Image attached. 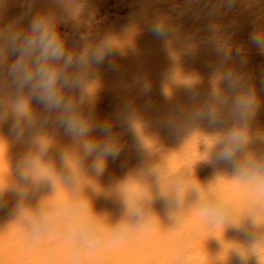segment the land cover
<instances>
[{
    "label": "bare ground",
    "instance_id": "bare-ground-1",
    "mask_svg": "<svg viewBox=\"0 0 264 264\" xmlns=\"http://www.w3.org/2000/svg\"><path fill=\"white\" fill-rule=\"evenodd\" d=\"M42 1L43 0L39 1L40 4L37 3L34 6L32 3L34 1L28 0L21 6L23 7L24 4L28 6L26 2H30L29 4L32 5L31 7L35 9L36 6L38 7V5H41ZM69 1L67 2L70 3ZM84 1L87 2V0ZM97 1L99 0L88 1L87 7L83 8L87 9L88 6L91 5V2L96 3ZM101 1V3L104 2L103 0ZM122 1L124 2V0ZM127 1L131 2V6L133 3H136V5H134L137 6L140 2V0ZM141 1L138 8L142 7V9L139 10L134 7V9L131 8L130 11L135 10L133 12H137L143 9H147L148 11V8L151 9V0ZM187 1L188 3L184 0L183 4L185 3V8L188 6L186 9H189V14L187 16L189 17V21H187L188 24L185 23V25H180L181 22L183 23V21L187 20L184 18V15L186 16L187 14L182 15L181 18H183V21L180 23L179 21L181 18H176L182 11L183 13H187L186 10L185 12L184 10L180 11L178 16L176 15L178 11L172 10L176 16H172V14L171 17L177 20H175L176 23L174 21L172 22V28L174 27L173 29L175 30V33L172 31L174 38L172 36L171 38L173 39H171L169 36L168 40L169 42L171 41L172 56L176 59V62L173 60L175 64L173 63L172 65L174 67V73H172L174 77H176L178 73L180 79L179 87L181 88V86H183L180 82L182 81L183 83L188 76L189 79H186L188 89L192 88L200 94L194 101L189 100L188 94L185 95L186 98L188 97V100L186 99V111L188 115L193 109L204 105L207 100L205 94L211 91L215 74L211 75L209 65L214 64L218 59L214 51V46L217 44L226 51L235 50L237 47L241 48L243 50L242 54L247 60L246 65L242 68L238 61L233 60L227 65L219 66L218 72L232 70L245 74L253 84L259 81L256 80V78H258L256 74L259 66L262 72V67L258 65L260 60L259 62H255L257 59V57L255 59L256 50L254 46L249 44V35L254 31L253 27L255 26L256 28L259 23H255V9L256 11L257 9L260 11V8H263L264 4L259 2L262 6H259L257 3L258 8H256L255 0H239L236 7L231 11H224V13L219 16H210L209 13L217 4H221L222 6L223 0ZM9 2L10 1H8V4H6L7 2L5 3L3 16L0 17V26L20 16V11L23 12L22 10L25 7L24 6L23 9L22 7L20 9H13L14 2L11 3V5ZM67 2L62 0L61 4L56 5L55 8L58 7V10L61 11L66 10L68 6H65V4ZM74 2L73 4L76 3V7L79 5L78 8L81 9L80 6H83V3L80 1L81 4L79 2ZM119 2L121 4L120 0H118V3ZM123 2L122 4H125V2ZM153 2L155 3L156 1L153 0ZM158 2L157 0L155 4L157 5ZM168 3L169 2H167V4ZM18 4L20 3L16 5ZM49 4H52V2ZM96 4H98V2ZM158 5L157 7H161V10L165 9V6L164 8L162 6L164 4L161 6L160 4ZM46 6H43L42 9L48 7ZM94 6L95 5H92V7L90 6L91 8L88 9L89 11L91 9L92 11L90 12L92 13H95V10H93ZM127 6L129 5L127 4ZM127 6H125L126 9H128ZM39 8L40 6L38 9ZM99 9L100 8H98L96 12H102ZM13 10H17V13L20 10L18 13L19 15L16 13V16ZM166 10L167 9H165V12ZM152 11L154 12V10ZM221 11H223V9H221ZM106 12H109L108 7L104 8V13ZM159 12L160 11H158V14ZM156 13L157 11H155L154 17ZM260 13L261 12L258 14ZM261 14L263 18V11ZM165 16L167 17V15ZM25 22V25H27V20ZM25 22L23 21V23ZM210 22L217 25L214 32L208 31L207 25ZM263 24L264 23L260 22L258 25L264 27ZM179 25L181 27H186V33L189 25L188 31L190 35L187 34V36L189 35V43L188 41L186 42L189 46L188 53V48L186 47L185 49L183 46V43H185V31ZM261 29L264 30L263 28ZM256 30L257 28L255 31ZM258 30L260 29L258 28ZM180 44L181 54L182 52L184 53V51L189 54L188 63L187 57L179 56ZM72 52L76 51L73 50ZM12 59H14V57L10 58L9 62H11ZM182 59H185V64L188 65L187 71L185 70L186 72H184L183 69L184 63ZM253 63L258 65V67L255 66L256 69ZM258 73H260V71ZM262 73L261 75L263 77L264 72ZM0 79L7 81L6 74L4 77H0ZM193 79L196 81L194 84H192ZM217 84L223 87L222 82L217 81ZM256 85L258 86L259 84ZM183 90L185 89L183 88ZM262 90L263 89L259 90V94L256 91L258 100H260V108L255 120L252 122L253 131L264 130V96L262 98ZM117 93H119L117 94L119 97V95L122 96L127 92H123L122 90V92L117 91ZM13 94L14 89L7 87L6 83L4 87H0V99H3L5 102H7ZM134 94L136 95V99L137 97H142L140 95L141 93H139V96H137L138 93ZM135 95L131 98H135ZM145 96L146 95H143V97ZM131 98V101H129H134ZM110 100L111 98H108L106 104H109ZM139 100L140 98H138L137 101ZM147 100L150 101L148 98ZM129 101H127L128 104ZM146 101L142 102V105L139 104L141 106L133 107L140 108V110L141 108L145 109L144 106L150 105L149 102L143 105ZM36 107L37 110L42 111V121H38V126L36 124L34 126L36 128L40 126L39 128H41L42 125H40V123L42 122L41 124L45 125L49 130L54 128L55 125L51 123L45 124L43 122L45 115L43 108L39 105H36ZM131 116L134 117V115H130V117ZM142 119L137 118L138 122H135L134 119L131 121V124L133 125L134 122V124H137H135L136 126H134V128H140L143 123L142 127L144 128V125L149 122L147 118L143 119V121ZM22 122L23 121H21V125ZM13 123L14 117L10 112L8 119L4 122H0V264H69L72 258V252L67 245L60 242L59 232H53L50 236L41 239L39 242H33L29 236L25 218L31 214L29 209H34L41 201L46 205L71 202L73 199V189H77L76 200L86 212L89 211V201L94 211L103 216L98 218V220L103 226L106 234L111 235L112 225L121 222L122 226V232L116 242L103 246L95 251L82 254L79 257L78 264H242V262L243 264H264V195L257 196L253 191L252 185L243 182L239 177H232L229 166L215 162L214 154L218 149L211 148V145L214 143V135L223 129L209 127L204 120L197 122H189L187 120V177L179 180L181 197L179 198V202H177L178 198L175 189L177 185H173L174 183L172 184L173 186L170 184V187L165 184L166 187L159 184L148 186H143L144 184L128 185L129 182L138 181L120 174L112 173L102 175L88 171L90 168L92 169L93 158L95 159V157L92 156L93 158H90V156L84 154L81 156L78 153V151H82V147L78 144L79 142L74 143L68 136H66V146L76 151V156L71 158L74 161H69L70 164L73 165L71 168L74 169L72 171V176L63 179V181L52 178V173L55 174L53 177L58 175L57 171L53 169L55 165L52 163L54 166L52 165L51 169V165L49 168L46 167L50 172L44 171L50 175L53 169L54 172L52 171L50 175L51 178L47 176V173H44L46 174L44 175L45 178H43L44 176H39L38 178L32 179L33 176H29L32 174L26 173L29 169H26L24 161L27 158L26 156H30L23 153L25 149L22 150V145H24L22 137L28 133H30L29 135L34 134L35 128H33V126V129L31 128L29 130L34 131L30 132L28 130V133H23L24 135L22 134L21 136V129L19 132L9 131ZM23 126H21V128ZM45 126L41 133L39 132L40 134L37 135L38 138L41 137V139H44L42 136H46L47 129ZM134 130L137 129H133V131ZM120 134L121 130H115L116 136L114 139L121 138L122 136L120 137ZM24 142L27 144V141ZM25 146L26 145H24V147ZM249 147L250 150L257 153L264 152V143L259 141H255ZM45 152H47V150ZM39 155H41V153ZM44 157L42 156L43 162L47 160V158ZM39 158L41 157H38L39 161L42 160ZM48 158L52 160V156H48ZM40 163L39 167H42L41 170L45 168L44 166H48V164L43 165L41 163V165ZM49 164H51L50 161ZM40 168H36V171L41 172L40 174L42 176L43 170L39 171L38 169ZM36 171L35 174L37 177L39 174L37 175ZM92 173L95 174V178ZM167 187L169 190H167ZM195 188L200 190L201 199H199V195ZM207 188L208 191L219 196L227 205V213L224 217L212 220L205 215L203 204L204 198L208 194L206 191ZM170 190L172 193H170ZM134 209H138L139 213H142V215L133 214Z\"/></svg>",
    "mask_w": 264,
    "mask_h": 264
},
{
    "label": "clouds",
    "instance_id": "clouds-1",
    "mask_svg": "<svg viewBox=\"0 0 264 264\" xmlns=\"http://www.w3.org/2000/svg\"><path fill=\"white\" fill-rule=\"evenodd\" d=\"M62 0H52L60 5ZM239 0H223L209 13L219 16L224 11H231ZM6 0H0V17L3 16ZM223 9V11H221ZM91 15V13H89ZM72 19H75L73 16ZM28 23L24 26L23 21ZM52 12L33 14L29 4L17 18L0 26V77L6 74L7 81L0 79V87L14 89L12 97L5 102L0 99V122L8 119L9 112L14 117L10 132H19L21 121L32 127L36 124L38 114L33 107V101L44 110V123H51L63 129L64 134L73 141L79 142L85 155L96 154L94 167H103L104 158H117L116 140L111 135V125L105 120L96 121L95 87L93 79L96 66L107 62L110 70H115L112 63L113 47L108 37H101L97 42L89 44L86 36L75 40L79 48L72 52L66 46L64 39L55 26ZM217 25L210 22L209 32H214ZM148 31L157 39L164 42L172 29L161 23H152ZM99 35V34H98ZM249 44L264 55V30L253 31L249 35ZM217 61L210 64L211 75L215 74L210 93L202 107L190 111L187 115L189 122L204 120L209 127L223 129L214 135L211 148L215 151L214 160L218 164L230 167L232 177H239L243 182L252 185L257 196L264 195V152L250 150L255 141L264 143V130L252 129L260 108L255 85L245 74L232 70L218 72V67L227 65L233 60L240 67L247 63L242 49L226 51L219 44L214 46ZM14 59L10 61V58ZM222 82L223 87L218 86ZM196 81L193 79L192 84ZM264 89V82L261 84ZM150 89L140 88V93L146 95ZM78 93L75 96L66 93ZM200 94L190 88L188 97L194 101ZM87 107V110L85 108ZM121 124L131 127V119L119 114ZM166 127H173L171 122ZM97 131L103 139L90 138V133ZM50 140L49 137L42 136ZM41 153L50 144L37 139ZM61 159L67 161V153L61 154ZM26 171L36 178V163L31 157L25 159ZM25 169V170H26ZM43 177V176H42ZM177 202L181 197V186H176ZM199 199L201 192L196 189ZM204 198L203 211L212 220L224 217L227 205L216 194L208 191ZM77 189H73V199L69 203L44 204L42 201L25 218L29 236L33 242L59 232L60 242L67 245L72 252L69 264H78L79 257L95 251L103 246L116 242L122 232L121 222L112 225L111 235L106 234L98 218L103 217L92 208L88 201L89 211L86 212L77 202ZM133 214H141L138 209ZM243 264V262H242Z\"/></svg>",
    "mask_w": 264,
    "mask_h": 264
},
{
    "label": "rangeland",
    "instance_id": "rangeland-1",
    "mask_svg": "<svg viewBox=\"0 0 264 264\" xmlns=\"http://www.w3.org/2000/svg\"><path fill=\"white\" fill-rule=\"evenodd\" d=\"M8 1H10L9 2L10 5L11 3L14 2L13 9L14 8L20 9L22 7L21 5H23V3H25V1H28V0H22V1L8 0ZM8 1H6L7 2L6 4H8ZM33 1L34 2L32 3L35 6L37 3L40 4L39 1L41 0H33ZM43 1L41 2V5H38V7L40 6L39 9L37 6H36L37 9L36 8L34 9L32 7L33 8L32 11H34L33 14L52 12L55 17L54 23H55L56 29L58 33L61 35V37L64 39L66 46L69 48L70 51H73V50L78 51L79 46H76L77 44L74 43V41L79 40L81 37H84V36L87 37L89 44L95 43L98 41V39H100L101 37H105V36L108 37L112 43L114 53L111 59H112V63L115 64L116 68L115 70H110L108 68L107 62L104 65L96 66L94 68V71L96 72L95 77H93V79L96 81V83L93 86L95 87L94 107H95V113H96V121L103 122L107 120L111 125L112 137L114 138L116 136L115 130H118V131L121 130L120 137L121 136L122 137L119 139H115L116 145H117L116 160H113L111 156H107L104 158L103 167L97 169L94 167L96 154L88 155L90 156V158L95 157V159L93 158V165H92L93 167L92 169L90 168V170L88 171L90 172L92 171L93 173L102 174V175L103 174L107 175V174H112V173L120 174V175L126 176L127 178L136 179L138 181V182H129L128 185H132V184L143 185L144 184L143 186H148L152 184H159L163 186L165 184V185H169L168 187H170L173 183H174L173 185H179L180 184L179 180L187 177L186 176V172H187L186 165L188 162V155H187L188 142H187V132H186L187 130L186 129V124H187L186 101L188 100L187 99L188 97L186 98L185 95H187L189 91L187 83H186V81L189 78L187 75H185L187 76L188 79L186 78L187 79L186 80L184 77L185 81L183 83L182 81L180 82V84L183 85L181 86L182 88L181 89L179 87L180 79L178 77V73L176 77H174V74H173L174 67L172 65L174 62H176L175 61L176 59H174V56H172L173 51L170 45L171 41L169 42L168 40L169 37L164 42L157 40L148 31V27L152 23H161L173 29L174 27L172 28V22L173 21L175 22V20L177 19L174 20L171 17V15L173 14L172 16H176V15L178 16L180 14V11L182 10H184V12L186 10L187 13H183L182 11V13L176 18L179 19L182 17L183 14H187L186 16L184 15V18L187 19L186 21H183V18H181L180 21L179 20L178 21L179 23L183 21V23L181 22L180 25L182 24L185 25V23L188 24L187 21H189L188 19L189 17L187 16L189 14V9H186L188 8V6L185 8V3L183 4L184 0H161V2L160 0H158L159 2L157 3V5L160 4L161 6L162 4H164L162 6L163 8L165 6V9H167L166 12H165V9L161 10V7H157V5L155 4L157 0H154L156 1L155 3L153 2V0H151V7H150L151 9L148 8V11L150 13L147 11V9H143L139 11L140 9H142L141 4H140L141 8H138L139 3L142 2L141 0L139 3L137 2L138 3L137 6H135L136 3H133L131 6V2L127 0H124L126 5L122 4L123 2L122 0H120L121 4L120 2L118 3V0H115V1L114 0L113 1L103 0L104 1L103 3H101L102 1L99 0L97 1L98 4H96L97 2L96 3L91 2V5H90L91 7L92 5H95L93 7V10H95V13L90 12L92 11L91 9L90 11L88 10L89 8H91L90 6H88V8L85 9L87 7V2L91 0H87V2L84 0H78V1L77 0H70V1L65 0V2L67 1L70 2V3L67 2L65 4V6H68L66 7L67 11L58 10L59 9L58 7L55 8L56 4L54 5L53 3L49 4L52 2V0L50 1L45 0L44 2ZM74 1L75 2L80 1L81 3H83V6L81 5L82 7L80 6V8L81 9L83 7L85 8H83L82 10L79 9L78 8L79 5L78 7H76V3ZM15 2L16 4L17 3H20V4L16 5ZM73 2L75 4H73ZM167 2L169 3L167 4ZM185 2L188 3L187 0H185ZM255 2H256L255 6H257V3L259 4V2H262L264 4V0H260V1L255 0ZM26 3H28L29 5L30 2H26ZM127 4L130 6V8L129 6H127ZM42 5L43 6L47 5L48 7L46 6L47 8L44 7L42 9L43 7ZM24 6H23L24 9L23 7H22L23 10L21 9L23 12L25 11V8H27L26 4H24ZM125 6H127L128 9H126ZM259 6H262V4H259ZM105 7H108L109 12L104 13ZM134 7L139 10L138 11L136 10L137 12H133L135 10L130 11V9L131 8L134 9ZM98 8H100L99 10H101L102 12H96ZM256 8H258V6ZM263 8H260V11L257 9V11L261 13L263 11L264 13ZM70 10H74V11H70ZM152 10H154V12ZM172 10L178 11L176 15L174 12H172ZM155 11H157V13L155 14L156 16L154 17L153 15ZM158 11H160L159 14H158ZM257 11L255 9V23L256 24L258 22L264 23V17L262 18V14L261 13L258 14L259 12ZM145 12L146 13L148 12V13L146 14ZM16 13H17V10L14 11L15 15ZM18 13L17 15H19ZM20 13L22 12L20 11ZM89 13H91V15H89ZM165 15H167V17ZM73 16L75 17V19H72ZM23 24L24 26H26L25 25L26 22ZM258 24L256 27L257 28L256 31H258V28L260 30H262L261 28L264 29V27H260L261 24L260 26ZM184 27L185 26L181 27L185 31L184 32V42L185 43H183V46L185 47V49L186 47L188 48V51H187L188 53L189 46L186 42L189 40L188 38L190 35L188 31L189 25L187 27V33H186V27L185 28ZM256 28L254 26L253 30L255 31ZM172 31L175 33L174 29ZM173 32H171V34L169 35L170 38L172 36L174 38V35H172ZM187 34L189 35L187 36ZM180 46L181 44L179 45V56L187 57V63H188L189 54H187L185 51L184 53L182 52L181 54ZM255 50H256L255 59L256 57L258 59V60L256 59L255 62H259L260 60V63H258V65H261L262 72H264L263 71L264 56L258 53V50L256 48ZM182 60L184 63L183 69H184V72H186L187 71L186 69H188V65L185 64L186 62L185 59H182ZM254 63H253L254 68L255 66L258 67V65ZM259 67H258V72L260 71V73L257 72L256 74V77L259 78V79L256 78V80H259V81H257V83L255 82L254 84L258 94L260 92L259 90L262 89L261 84L262 82H264V75L262 77L261 74L263 73L261 72ZM256 84H259V85L257 86ZM144 86H147L150 89L149 94L148 93H147L148 95L146 94V96H150V97H146V96L143 97L144 94L143 95L140 94L143 98L137 97L136 99V95L134 93H138L137 96H139L140 88ZM183 88L186 91L183 90ZM122 90L123 92L125 91L127 93H124L122 96L119 95L118 97L117 94L119 93H117V91L122 92ZM261 93H262V98H263L264 89L261 91ZM77 94L78 93H75V92L66 93V95H72V96H75ZM134 95H135V98L134 97H133L134 99L131 98ZM108 98H111V100L109 104H106L107 103L106 100ZM130 98L134 100L132 101L133 103L130 102L131 101ZM138 98H140V100L142 98V100L137 101ZM147 98L150 101H148ZM143 99L144 101L147 100L145 103H143V105H146V103L149 102L151 106L150 105L144 106L145 109L141 108V110L140 108L138 109L137 107H133V106H141L142 105L141 103L144 102ZM127 101H129V104ZM125 102L127 103L123 104ZM33 107L36 110V113L38 114V119L36 122V125L38 126V121H42L41 120L42 111L37 110V107L34 101H33ZM85 110H87V107L85 108ZM128 113L130 115H134V117L133 116L130 117ZM119 114H124L126 117H128L129 115L128 118H130L131 121L135 119L134 120L135 122L137 121V118L139 119L147 118L149 123L146 122L148 125L145 123L146 125H144V128L142 127L143 126V123H142L141 124L142 126L139 125L140 128L138 127L139 128L138 129L137 127L134 128V126H136L137 124L135 123L136 124L135 125L133 122V125L131 124L132 126L129 127L128 125L120 123V120L118 118ZM169 122L173 124V127L171 128L166 127V124ZM41 123H40V125H42L41 128H39L40 126L37 127L39 130L35 126L34 127L32 126L33 128H35L34 129L35 132L34 134H32L33 133L32 132L31 133L32 135H29L30 134L28 133L30 131L29 129H31L32 127H29L27 126V124H24V122H22L21 126L23 125L24 126L21 128V131H20L21 136L23 133H28L26 134L27 136L25 135L22 137L23 144L26 145L25 147L24 145H22L23 146L22 150L24 149L26 150V151L24 150L23 153L25 155H29L31 158L33 157L32 159L34 160L37 158L36 161L38 160V157H41L39 159H42V156L43 157L45 156L44 158H47V160L46 159L44 160L48 161V159L51 158V157L48 158V156H52L53 161L49 159L51 164H49V161L43 162V159L40 161L38 160L39 161V162L37 161L38 163L35 161L36 168H40L39 167L40 162L41 163L43 162L42 163L43 165L48 164V166L47 165L44 166L45 168L42 169L43 171L41 170L42 167L38 169L39 171H42V176L46 175L44 173L50 172L48 169H46V167L49 168V166L51 165L50 166V169H51L52 165L54 164L55 166L53 165L54 166L53 169L57 171L58 177L57 176L53 177V175L55 174L52 173V171L54 172V170L52 169L51 171L52 175L50 173L52 178H55L58 181H63V179L70 178L72 176V171L74 169L71 168L73 165H71L69 161H74L71 158L76 156V151L66 146L67 139H66V135L64 134V131L62 128L55 126L54 128H51V130H49V128H46V126ZM44 126L47 129L46 137H49L50 140L47 138H44L41 140L45 144H50L49 147L47 148V152L48 154L50 153L51 155L50 154L48 155L47 152L41 153L39 149V145L36 142L38 139L37 135L41 133ZM141 127L143 130L141 129ZM133 129H137V130H134L135 131L134 132ZM34 130H31V131H34ZM90 138H96V139L102 140L103 136L101 133L97 131H93L90 133ZM70 139L72 138L70 137ZM24 141H27L26 142L27 144H25ZM73 142L75 143V141ZM82 151H83V148H82ZM82 151L81 150L78 151V153L81 156L83 154L85 155L84 151L83 152ZM32 153H34L35 155ZM38 153L39 154L41 153V155H39ZM62 153H67V161L61 159ZM26 157L28 158V156ZM37 164H38V167H37ZM91 164H92V161H91ZM29 171L31 170L29 169ZM44 171H47V172H44ZM36 173L37 175L39 174L36 178H38L39 176L42 177L40 174L41 172L36 171ZM50 175L47 173V176L50 177ZM29 176L32 177V175H29ZM93 177L95 178V174H93ZM43 178H45V176ZM32 179H35V178L32 177ZM168 187H167V190H169ZM170 193H172L171 190H170Z\"/></svg>",
    "mask_w": 264,
    "mask_h": 264
}]
</instances>
